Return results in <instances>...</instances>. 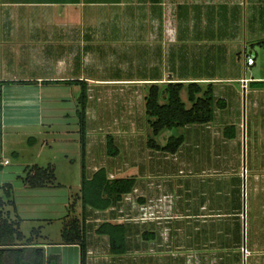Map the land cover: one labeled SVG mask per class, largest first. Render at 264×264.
<instances>
[{
  "label": "crops",
  "instance_id": "1",
  "mask_svg": "<svg viewBox=\"0 0 264 264\" xmlns=\"http://www.w3.org/2000/svg\"><path fill=\"white\" fill-rule=\"evenodd\" d=\"M263 2L264 0H252L251 2L245 0H214L213 2H204L203 0H155L154 3H149L150 8L141 10L137 9L136 6H141L142 3L136 1L34 0L16 3L40 7L33 10V12L20 10L15 12L12 9H6L5 12L1 11L0 193L4 186L11 184L10 181L14 182L15 175H17L16 178L21 180V172L27 166L37 165L34 162L38 160V154L33 155L35 159L27 161L23 159L26 151L30 152V149H36L35 147H39L38 150H40L49 145L47 136L50 133L54 134L52 128L55 127H53L54 123L48 121L45 116L44 101L50 100L53 104L68 100L77 101L82 84L79 82H83L88 95L87 177L90 178L100 168L106 169L109 178H121L129 175L136 177L135 188L133 192L129 193L130 195L133 193L134 197L132 223L118 221L114 214L111 216L107 214V218H96L98 224H90L88 219L90 210L103 215L108 213L110 209L112 210L115 205L105 211L87 209L85 217L88 244L87 264H125L131 258L134 262L138 261L139 256L136 254L139 252L144 250L150 254L155 252L156 248L152 242L156 238L155 232H160L159 225L161 222H154L155 220L150 218L143 220L142 215L145 212L165 214L163 217L167 220L166 223L176 220L180 223L178 230L181 234L183 233L185 220H205L207 213H216L219 217L239 216L240 213L236 214L241 211L237 209L238 201H241V191L237 198L236 207L234 206V200L229 203L221 201L217 204H212V202L210 204V201L204 200L197 211H191L187 207L189 199L184 194L189 193L190 183L186 180L179 179L175 185L173 184L174 186L166 185L164 187L167 189L166 191L160 194L157 193L156 190L160 187V184L157 187L150 174H153V169H151L155 164L153 161L161 158H154L153 149L147 145L142 147V143L134 144L129 140L124 141L120 145L122 147L117 148V154L122 153L125 155L124 152L128 149L132 159L129 160L125 155L126 159L123 165L106 162L108 161L107 136L113 137L114 144L119 143L120 137H117L118 131H102L103 128L100 127V124H103V112H91L89 106L94 100H100L103 97L108 98L110 95L115 94L113 87L115 89L121 84L133 83V85L141 87V85L170 81H182L184 83L194 81L202 85L211 83L216 98L225 100L221 93H218V85L232 86L239 83L240 89H243L244 94L249 96L254 114H258L261 111L260 108L264 107V77H262L264 74V58L261 63L259 62L260 54H264ZM10 4L14 5V2H7L4 5L10 6ZM174 7L179 9L181 16L182 14L189 16L194 10L196 14L193 16L197 21L208 20L212 22L207 31L208 33L203 32L204 34L201 35L200 32L198 39L187 41L189 39L188 32H184V35L181 36L182 39H187L186 42L184 40L182 42L183 48L208 43L206 50L197 51L198 54L195 55L193 60L198 62L213 56L215 61H217L216 58L222 61L229 54L237 56L241 61L238 64L236 63V72H238L236 75L203 76L197 74L177 77L157 71L159 68L157 63L159 53L162 55L160 59H163L164 54L167 58L169 53L171 59L174 55V33L167 28ZM158 21L162 22L160 28L158 27ZM204 38H208V42ZM129 53L133 54L135 61L136 56H138V63L142 60L141 54L148 53L150 55V68L154 69L156 74L149 77L98 76L100 70L104 68V60L110 59L119 64L121 63L119 55ZM250 55H253L256 60L253 65H248L246 62V57ZM186 56L187 54L182 58L186 59ZM186 62L188 61L186 60ZM241 69H243L244 75L240 74ZM247 72L249 76L245 75ZM245 79L248 80L246 82L247 86L243 88V80ZM118 93L116 92L117 95ZM120 98L124 100L126 96L123 94ZM226 106L224 108L217 107L214 120L209 124H201L204 125V128L194 126L196 124L185 126L189 130V134L192 135L191 137L194 135L197 138H200L201 135V137H204L205 133L213 130L214 136L222 144L235 140L240 135L239 130L236 128V123L231 119V116L225 114ZM69 107L74 108L73 103ZM109 111L110 109L107 113L108 116ZM73 121L74 124H78L77 115ZM229 127H233L228 130L230 137L226 134V129ZM68 132L70 131L68 130ZM219 134L222 136L217 137ZM214 136L212 135L213 138ZM191 137L188 135L189 139ZM51 138H54V136H51ZM124 138L126 136L123 135L120 139L124 140ZM186 138H184V143L179 151L171 155L175 158L177 155L182 156L181 164L190 166V161L185 157V159L183 158ZM156 152L161 151L156 150ZM11 157L15 158L14 162H12ZM7 159L9 163L5 164L4 161ZM164 159L168 160L166 156ZM121 166L130 167L131 172L125 175L120 174L118 171H122L121 169L124 168H121ZM148 167L152 173H148ZM182 168H179V173L183 172ZM20 189L27 191L32 188L24 183L19 187H15L16 211L10 210L9 207L12 209L13 207L9 205L5 208L6 211H9L11 219L18 222L20 230L25 234L24 224L31 219L40 221L42 211H34V207L32 212L28 211L25 206L28 202L18 200L17 196L21 195L17 192ZM40 189H49V187ZM175 192L176 198L174 196ZM218 193L221 196V189ZM201 195L205 196L204 190H202ZM52 203V200L44 202L42 205L46 207L38 206V208L54 210L48 208L50 205H54ZM226 204L228 206H225ZM213 205L215 208H213ZM64 207L65 205L59 204L55 219L48 215L50 223L56 218H61ZM71 211V215H79V210L75 206ZM29 212L34 214L32 218L29 216ZM66 217L69 219V214ZM49 219L46 218L45 220L48 221ZM155 219L160 220L162 217L157 216ZM103 222L126 224L128 228V249L126 253H112L109 237L96 232V229ZM92 225L93 230H91ZM238 227L240 231V226ZM166 230L169 231L168 225ZM195 230L199 229L195 228ZM131 232L133 233L131 234ZM167 237L168 235L160 241L159 252L164 253V245L166 247L173 245L176 250L181 251V258L187 264H221L223 260L229 261V263L234 260L237 262L236 264H240L242 260L241 254L228 252V247L236 246L239 244L238 242L232 244L227 241L225 243L218 241L217 247L207 249L206 244L209 240L206 237L195 239L179 237L175 240H170ZM210 241L216 245L215 239ZM34 243L37 244L33 246L44 248L46 257L50 258L53 264H81V248L78 244H63L61 237L51 239L46 236L34 239ZM201 245L202 247H200ZM132 253L134 254L133 257H131Z\"/></svg>",
  "mask_w": 264,
  "mask_h": 264
},
{
  "label": "rangeland",
  "instance_id": "2",
  "mask_svg": "<svg viewBox=\"0 0 264 264\" xmlns=\"http://www.w3.org/2000/svg\"><path fill=\"white\" fill-rule=\"evenodd\" d=\"M26 1L34 0H0V12H5L6 9H12L15 12L18 10L33 12V10L40 8L28 4H16L17 2ZM123 1H136L142 3L141 6H136V8L145 10V8H150V6H148L149 3H154L155 0ZM203 1L213 2L214 0ZM245 1L251 2L252 0ZM7 2H14V5H4ZM153 7L155 8V6ZM172 13L173 15H171L170 21H168L167 28L174 33V55L171 59L169 53L167 54V58L164 54L163 59H160L162 55L160 53L158 54L159 60H157V63L159 68L157 71L159 73H168V75L172 74L177 77L197 74H202L203 76H233L238 73L236 72V63L238 64L241 60L237 56H232L231 54L227 55L222 61L219 58H216L217 61H215L213 56L203 59L202 61H194L193 58L198 54L197 51L206 50L208 43H203L202 45L196 44L194 47L183 48L182 42L183 40L186 42L187 39H182L181 36L184 35V32H188L189 39L187 41L198 39L199 33L201 32V35L204 34L203 32L206 33L212 22L208 20L197 21L193 16L196 14L194 10L189 16L185 14L181 16L179 9L174 7ZM157 23L160 28L162 22L158 21ZM207 39L208 38H204V40ZM164 45L166 46V44ZM185 54H187L186 59L182 58ZM141 55L142 60L139 63L137 61L138 56H136L135 61L132 53L119 55L121 59L119 61L122 64L115 63L110 59H107V61L104 60V68L100 70L98 76L149 77L150 75L156 74L155 70L150 68V55L148 53H143ZM263 58L264 54H260V63ZM186 60L188 62H186ZM240 74L244 75L243 69L240 70ZM245 75L249 76V73L247 72ZM262 77H264V74ZM149 86L150 84L141 85V87L135 86L133 83L121 84L115 87V89L113 87L115 94L110 95L108 98L103 97L100 100L92 101L89 106L90 111L94 113L103 112V124H100V127L103 128L102 131H118L117 137L122 138L123 135L126 136L127 139L124 138V140L119 138V143H115V146H117L116 148L122 147L120 145L127 140L134 142V144L142 143V147H145L147 141L150 139H155L158 143H162L166 136L182 135L184 138L187 137L185 139V141H187L184 146L185 153L183 158L185 157L190 161V166L186 164L183 166V164H181L182 156L179 157L180 155H177L175 158V156L171 154L168 155L164 152H156L155 149L152 150L154 158H161L153 161V163H155L153 165L154 168H151L153 169V174H150L156 186L158 187L160 184V187L156 190L157 193L160 194L166 191L167 189L164 188L166 185H175L179 179L186 180L190 183L189 193L184 194L189 199L187 207H189L191 211H197L204 200L210 201V204L211 202L212 204H217V202L220 203L221 201L223 203H229L231 200H234V206L236 207L237 198L241 191V203L238 201L237 208L241 211L240 215L237 217H219L216 213H207L205 220H185L182 234L178 230L180 223L176 220H171L166 223L167 220L163 217L165 214L145 212L142 215L143 220L150 218L154 219V222H161L159 225L160 232H155L156 238L152 242L156 251L151 254L145 252L146 250L139 252L136 254L139 256V258H137L138 261L134 262L131 258L129 261H126L125 264H187L186 261L181 258V251L176 250L173 245H169L168 247L164 245V253H161V251L159 252V243L164 240V237L167 235V238H170V240H175L179 237L183 239L187 237L191 239L206 237V239L209 240L206 244L207 249L217 247L218 241H222V243L227 241L232 244L238 242L239 244L236 246H229L228 252L231 254L234 252L241 254L242 260L240 264H264V107L260 108L261 111L258 114H254L249 96H246L243 89H240L239 83H235L232 86L218 85V93H221L227 104L225 114L231 116L241 136L238 135L235 140H230L227 144H222L221 141L214 136L213 130L208 131L209 133H205L204 137H201V135L200 138H197L196 135L191 137L192 135L189 134V130L185 127L167 130L165 131L166 134L155 136L145 114V96ZM116 92H119L118 95L120 96H118ZM123 94L126 96L124 100L120 98ZM181 97L187 107H190L191 104L188 100L187 88L183 90ZM72 103L74 108L69 107ZM75 106L76 101L74 100L55 104L50 100H45V116L48 121L54 123L53 127L55 128H52V130L55 135L53 133L48 134L49 145L45 148L40 150H38L39 147L30 149V152H25L27 156L25 155V157H23V159L30 161L35 159L33 158L34 154H38L39 158L34 163L39 167L46 168L51 166L55 173V179L52 184L44 187L32 188L27 191L21 189L19 191L17 190V193L21 195L17 196L18 200L21 202H28V204L24 203L28 211L32 212L33 207L34 211H42L40 221L31 219L27 220V223L24 224L23 229L25 234L30 236L33 230L38 231V236L34 237V239L43 238L44 236L51 239H58L60 237L62 239V231L68 220L66 217L68 214L70 218L76 217L79 221H82L83 206L80 199L82 153L79 126L78 124H74L73 121L74 117H76ZM109 109L108 116L107 113ZM194 126L204 128V125L201 124H196ZM68 130L70 132H68ZM50 135L52 137L54 136V138H51ZM188 135L191 139L188 138ZM220 136L222 135L219 134L217 137ZM148 150L150 149L148 148ZM129 151L130 150L126 149L124 153L126 157L131 160L132 158ZM125 155L122 153L120 155H108V161L106 162L115 165H123L126 159ZM165 156L168 160L164 159ZM11 160L14 162L15 158L11 157ZM122 167H124L121 169L122 171H118L120 174L125 175L131 172L130 167L121 166V168ZM181 167H183V172L179 173V168ZM152 172L148 167V173ZM25 175L26 171L24 170L21 172V180L16 178L17 175H15L14 182H9L13 186L14 200L15 187L22 185V177H25ZM46 187H49V189H40ZM219 189H221L222 192L221 196L218 193ZM202 190L205 191V196L201 195ZM0 194H3V190ZM174 196L175 198L177 197L176 192ZM49 198H52V204L54 205H50L48 208L54 210H45V208L39 209L38 206L46 207L42 204L51 201L48 200ZM133 199V193L131 195H125L112 210L110 209L108 213L103 215L90 210V215L88 217L90 224H98L96 218H107V214L110 216L114 214L118 221L132 223L134 215ZM60 203L63 206L65 205L61 212V218H56V220L50 223L48 215H51L50 217L55 219L54 217H56L58 213L57 210ZM74 206L79 210L78 216L71 215V210ZM225 206H228V204ZM213 208H215V206ZM9 209L14 210L11 207H9ZM4 210L6 211V208ZM31 212H29V216L32 218L34 214ZM157 216L162 217V219H155ZM46 218L49 220H45ZM167 225L169 231L166 230ZM238 226H240V231ZM89 228L91 229V226ZM195 228L199 230H195ZM91 230H93V225ZM132 233L133 232H131V234ZM212 239L216 240V245H214L213 242L211 243L210 240ZM150 244L149 242V245ZM200 247H202V245ZM245 250L248 252L247 258H245ZM133 256L134 254L132 253L131 257ZM128 257L130 258V256ZM227 263L236 264L237 262L234 260H231L230 263L225 260L221 262V264Z\"/></svg>",
  "mask_w": 264,
  "mask_h": 264
},
{
  "label": "trees",
  "instance_id": "3",
  "mask_svg": "<svg viewBox=\"0 0 264 264\" xmlns=\"http://www.w3.org/2000/svg\"><path fill=\"white\" fill-rule=\"evenodd\" d=\"M81 84V93L76 101V115L78 118L81 153L82 180L81 201L83 206L82 221L73 217L66 221L62 231L63 244H78L81 248V264H87V232L85 217L88 208L105 211L120 202L123 197L133 192L136 177L129 175L121 178H109L105 168L98 169L90 178L87 170V108L88 95L86 86ZM187 88L190 107L182 100L181 94ZM225 100L216 98L211 83L202 85L197 82H177L150 84L145 96V114L155 136L166 134L165 131L193 124H209L215 118V109L224 108ZM226 134L229 136L228 130ZM230 137V136H229ZM184 143V137L166 136L162 143L155 139L147 141L151 149L168 154H175ZM106 151L108 155L118 153L113 137L107 136ZM23 183L29 188L44 187L53 183L55 173L51 166L39 167L31 165L25 169ZM12 206L16 211L14 191L11 184L4 186L0 194V264H53L45 255L43 247L33 246L34 237L38 231L33 230L26 236L19 228L17 221L12 220L5 207ZM238 212L236 215H238ZM99 234L109 237L110 250L114 254L127 252L128 228L125 223L103 222L96 229ZM240 237V234H239ZM57 260V259H56Z\"/></svg>",
  "mask_w": 264,
  "mask_h": 264
},
{
  "label": "built area",
  "instance_id": "4",
  "mask_svg": "<svg viewBox=\"0 0 264 264\" xmlns=\"http://www.w3.org/2000/svg\"><path fill=\"white\" fill-rule=\"evenodd\" d=\"M255 57L253 56V55H250V56H247L246 57V62H247V64L248 65H253L254 63H255ZM248 80H243V88H246V86H247V84H246V82H247ZM4 163L5 164H8L9 163V160L7 159V160H5L4 161ZM91 253V252H90ZM247 255H248V252H246V250H245V258L247 257Z\"/></svg>",
  "mask_w": 264,
  "mask_h": 264
}]
</instances>
